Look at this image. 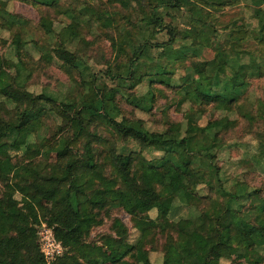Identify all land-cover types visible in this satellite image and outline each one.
Instances as JSON below:
<instances>
[{"label":"trees","instance_id":"1","mask_svg":"<svg viewBox=\"0 0 264 264\" xmlns=\"http://www.w3.org/2000/svg\"><path fill=\"white\" fill-rule=\"evenodd\" d=\"M24 1L40 10L39 26L55 41L21 38L15 57L0 53V264H46L42 223L64 246L53 264H106L88 243L115 253L116 264H157L139 258L148 245L165 264H220L213 254L227 248L263 264L264 186L252 185L246 173L229 188L218 156L237 118L264 124V86L255 85L264 79V0H106L63 10L62 0ZM241 2L250 20L222 24L220 14ZM49 11L65 17L59 31ZM10 21L20 28L29 22L0 7V28ZM95 21L117 30L96 37V45L107 39L118 59L125 57L122 70L110 64L105 71L112 85H99L104 72L91 70L78 45L83 25ZM181 30L192 32L190 40L178 37ZM21 48L50 54L68 75L63 98L27 89L31 68ZM142 83L147 90L136 93ZM168 89L186 106L183 117L151 128L137 113L153 114ZM209 99L225 100L212 107L220 114L202 123ZM124 101L137 115L128 116ZM259 150L264 157V140ZM52 153L62 160L58 169L43 163ZM50 193L42 219L38 206ZM178 204L189 212L175 218ZM114 211L127 212L130 225Z\"/></svg>","mask_w":264,"mask_h":264},{"label":"rangeland","instance_id":"2","mask_svg":"<svg viewBox=\"0 0 264 264\" xmlns=\"http://www.w3.org/2000/svg\"><path fill=\"white\" fill-rule=\"evenodd\" d=\"M103 1L106 0H62L60 9L63 10L69 7H79V5L82 3H90L102 7ZM0 7L3 9L6 8L9 12L20 15L29 21L24 28L18 27L12 21L0 28V53L3 54L5 58H13L16 56L14 40L18 41L21 38H34L43 45H46L47 43L49 44L50 42L54 43L55 40L51 37L49 38L48 35H45L43 29L39 26L41 13L37 7L28 4L24 0H0ZM49 14L56 19L55 27L57 28V31H59L62 27V23L65 22V17L58 15L55 11H49ZM250 16L251 10L247 8L245 3L241 2V4L230 8L225 13L220 14L219 21L222 24H226L232 19H238V17H247V20H250ZM118 22H120V24H127L126 18L120 19L118 17ZM255 24L256 22H253V25ZM21 29L24 32H22ZM114 31L117 32L116 29L104 28L101 26L100 22L96 21L94 24L88 25V27L85 25L82 27V36L79 39L78 45L87 49L89 63L92 65L91 70L93 72L100 70L104 72L97 74V78L100 81L99 85L100 83L112 85V82L109 80V76L105 73V71L109 69L110 64H112V66L116 67L118 70H122L125 66L123 62L125 57L118 59L117 52L111 50L110 42L107 39L97 41V45L95 42L96 37L103 38L104 33H113ZM163 33V35L159 34L160 39L165 38V32ZM192 36L193 34L190 30H181L178 32V37L185 39L186 41L190 40V37ZM253 48H257L255 43L253 44ZM204 54V57H212V51L210 50L205 49ZM19 55L24 58L26 64L31 68L30 72L27 74V89L34 91L35 93L45 90L48 93L57 95L59 98H63L65 94L68 93V87L71 86L69 85L71 83L67 78L68 75H65L60 71L56 61H52L50 54L46 53L41 55L34 48H31L29 51H27L25 48H21L19 50ZM102 58V66H97L96 60H101ZM105 60H107V63H105ZM75 74H77L75 77L80 80L77 70ZM178 74H181V70H179ZM255 85L256 87H263L264 79L257 81ZM75 87H78V85L76 84ZM75 90L77 91V89ZM135 90L136 93H143L145 90H147V88L146 85L142 83L138 85ZM261 92H263L262 89ZM224 100L225 99H209L210 105L208 106L211 107L206 110V114L202 123L209 119L214 112L216 113V116L220 114V112L215 111V109L212 107L216 102H224ZM122 107L126 109L128 116L134 117L133 113L135 112H133L132 106L124 101L122 102ZM178 108H180L182 111L178 110ZM184 109H186V106L179 107L178 96L171 89H168L167 97L159 98L156 106L153 109V114L148 115L145 112H138L137 114L139 117L146 119L149 127L161 129L168 122L173 120H181ZM52 118L53 119L50 120V123L54 121V118L57 119V117ZM235 125V128L224 136V141L226 144L218 156L219 164L222 167L223 181L229 188H232V186H234V182L239 178H243L244 174L247 173L250 174L247 180L252 185L264 186V157L259 150V144L261 140H264V124L262 122L250 124L246 120L244 121L241 118H237ZM51 130L52 129L44 131L43 135L45 136L49 132L51 135ZM157 154L161 155L159 152ZM43 163L45 164V167H49L50 169H58L62 164V160L58 158L55 153H52L48 157L44 158ZM189 177L192 187L198 188L200 181L196 175L189 171ZM17 197H20L19 194ZM51 204L52 194H46L43 203L38 206L42 219L50 211ZM175 211V218H179L181 215H187L189 212L188 207L184 204H178ZM113 213H115V216H119L122 220L130 225V217L127 212L114 211ZM150 215L155 217L156 212L152 211ZM107 226L97 229L94 233V236L98 232L106 231ZM134 237L135 236H132L133 239ZM87 245L88 247L94 249L99 255L105 257L108 261L106 264H116L114 263L115 253L110 251L108 248L102 246L99 243H88ZM153 249L154 248L152 245L144 247L139 252V258L141 260L149 258L157 264H165L163 261V253L160 251H154ZM262 250L264 252V248ZM213 257L219 261L220 264H248L245 261L244 256L236 254L232 248L225 249L221 254L214 253Z\"/></svg>","mask_w":264,"mask_h":264},{"label":"built area","instance_id":"3","mask_svg":"<svg viewBox=\"0 0 264 264\" xmlns=\"http://www.w3.org/2000/svg\"><path fill=\"white\" fill-rule=\"evenodd\" d=\"M39 244L46 264H53L57 256L64 251L61 241L57 240L54 229L46 223H42L38 230Z\"/></svg>","mask_w":264,"mask_h":264}]
</instances>
